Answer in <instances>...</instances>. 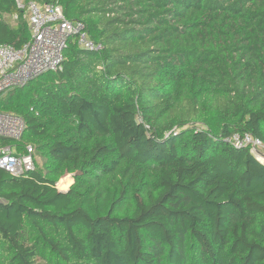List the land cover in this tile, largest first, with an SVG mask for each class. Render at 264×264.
Masks as SVG:
<instances>
[{"label":"trees","instance_id":"16d2710c","mask_svg":"<svg viewBox=\"0 0 264 264\" xmlns=\"http://www.w3.org/2000/svg\"><path fill=\"white\" fill-rule=\"evenodd\" d=\"M34 1L101 47L0 95L36 158L0 168V264H264V162L231 141L264 145V0ZM26 14L0 0V45Z\"/></svg>","mask_w":264,"mask_h":264},{"label":"built area","instance_id":"2783aa9c","mask_svg":"<svg viewBox=\"0 0 264 264\" xmlns=\"http://www.w3.org/2000/svg\"><path fill=\"white\" fill-rule=\"evenodd\" d=\"M17 3L20 9L27 11L31 37L20 48L9 44L0 45V95L26 85L43 73L61 71L64 53L70 41L88 50L101 47L92 40L83 21L66 18L60 4H41L34 0L27 3L25 0H17ZM25 128L21 116L0 112V138L18 141ZM231 141L239 147L250 146L256 155L260 154L259 148L263 147L259 140L248 134L243 137L235 134ZM35 167L36 158L31 145H27L23 152L16 146L0 147L1 169L14 176H21L33 171Z\"/></svg>","mask_w":264,"mask_h":264},{"label":"rangeland","instance_id":"374dc122","mask_svg":"<svg viewBox=\"0 0 264 264\" xmlns=\"http://www.w3.org/2000/svg\"><path fill=\"white\" fill-rule=\"evenodd\" d=\"M27 19L29 20V17H28V15H27ZM259 153L261 154H257V155H259L258 157L261 159V160H264V145H263V147H260L259 148ZM263 155V156H262ZM68 176H70L69 174H67V175H65L62 179H64L65 177L67 178ZM71 176H73V175H71ZM61 179V180H62ZM72 182H73V178H72ZM72 184V183H71ZM71 184H70V186H71ZM69 186V187H70ZM61 189V188H60ZM62 190V189H61Z\"/></svg>","mask_w":264,"mask_h":264},{"label":"water","instance_id":"95a60500","mask_svg":"<svg viewBox=\"0 0 264 264\" xmlns=\"http://www.w3.org/2000/svg\"><path fill=\"white\" fill-rule=\"evenodd\" d=\"M71 178H73V176L70 175ZM61 181V180H60ZM60 181L57 183V186L59 185ZM59 187V186H58Z\"/></svg>","mask_w":264,"mask_h":264},{"label":"clouds","instance_id":"9594fccd","mask_svg":"<svg viewBox=\"0 0 264 264\" xmlns=\"http://www.w3.org/2000/svg\"><path fill=\"white\" fill-rule=\"evenodd\" d=\"M73 183V182H72ZM62 191H66V190H62Z\"/></svg>","mask_w":264,"mask_h":264}]
</instances>
